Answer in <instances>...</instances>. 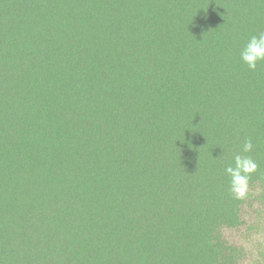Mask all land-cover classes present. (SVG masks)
<instances>
[{"label":"trees","instance_id":"trees-1","mask_svg":"<svg viewBox=\"0 0 264 264\" xmlns=\"http://www.w3.org/2000/svg\"><path fill=\"white\" fill-rule=\"evenodd\" d=\"M261 31L264 0H0V264H84L106 231L165 251L172 223L204 214L192 194L233 199L237 154L264 186V61L239 56Z\"/></svg>","mask_w":264,"mask_h":264},{"label":"rangeland","instance_id":"rangeland-1","mask_svg":"<svg viewBox=\"0 0 264 264\" xmlns=\"http://www.w3.org/2000/svg\"><path fill=\"white\" fill-rule=\"evenodd\" d=\"M64 108L58 110L63 112ZM65 111V110H64ZM27 118L24 117V120ZM29 119V118H28ZM26 128H29L31 123L27 120L24 121ZM43 122L37 121L36 125L43 126ZM52 129H56L58 134H62L65 130L62 129L63 122L53 120L49 126ZM48 126V128H49ZM25 134L30 135L29 131H25ZM6 148V147H5ZM4 148V149H5ZM75 151L77 147L74 148ZM76 156H66V166L60 170V172L68 171L72 169L75 162L73 158L77 159L80 156V152H77ZM72 163V164H71ZM40 180L36 178L35 181ZM41 182V181H39ZM191 198L197 202L198 207L204 210V214H199L193 218V222L189 223L187 216L183 214L180 219L169 228L171 235L163 240V249L158 250L151 243L145 242L144 239H140L138 244L121 245L118 243L117 238L119 235L114 231L101 234V238L107 240V242L96 249L89 247L86 250L87 257L84 258V264H218L215 259V250L212 247L211 242L213 238H223L227 245L234 246L238 249L239 254L236 255V264H264V186L259 183H250L248 195L244 200L229 199L226 207L215 208L216 199L210 202H206L203 199L202 194H192ZM224 199L223 197L219 198ZM207 203V204H206ZM209 207H211L209 209ZM234 209L238 211L239 223H224L222 226L216 229L211 216L216 211H226ZM206 208L209 209L207 212ZM214 210V211H213ZM223 213V212H222ZM228 212H225L227 214ZM188 218V219H187ZM218 230V231H217ZM202 240L201 245L196 244V238ZM213 237V238H212ZM118 243L114 249L111 245ZM200 247V248H199ZM240 251V252H239ZM115 254V259L109 262L108 258ZM224 255L229 254V250L223 251ZM223 259H221L222 261ZM226 264H229L226 260H223ZM222 261V262H223Z\"/></svg>","mask_w":264,"mask_h":264},{"label":"clouds","instance_id":"clouds-1","mask_svg":"<svg viewBox=\"0 0 264 264\" xmlns=\"http://www.w3.org/2000/svg\"><path fill=\"white\" fill-rule=\"evenodd\" d=\"M240 60L248 69L256 70L257 64L264 61V31L253 35L243 46ZM253 150L251 139L244 142L242 152L250 153ZM257 162L250 155L237 154L234 156V164L226 167L225 172L230 177L229 193L235 200H244L249 191L251 176L258 170Z\"/></svg>","mask_w":264,"mask_h":264}]
</instances>
